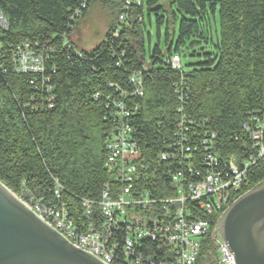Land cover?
I'll return each instance as SVG.
<instances>
[{"label":"trees","instance_id":"trees-1","mask_svg":"<svg viewBox=\"0 0 264 264\" xmlns=\"http://www.w3.org/2000/svg\"><path fill=\"white\" fill-rule=\"evenodd\" d=\"M96 1L0 0L1 182L24 197L26 190L46 193L58 179L71 195L98 199L111 179L105 140L122 122L152 164L181 118L208 136L222 161L252 152L243 124L250 113L264 114V0H141L130 7L127 0H100L117 17L125 11L128 24L114 21L100 44L77 49L71 36ZM152 15L159 41L165 27L164 49L159 42L146 48L145 17L151 22ZM24 43L52 47L44 74L13 68L12 52ZM175 55L181 70L171 65ZM133 72L142 75V95L135 94ZM262 181L258 163L238 196ZM206 243L197 264L212 258Z\"/></svg>","mask_w":264,"mask_h":264},{"label":"built area","instance_id":"built-area-1","mask_svg":"<svg viewBox=\"0 0 264 264\" xmlns=\"http://www.w3.org/2000/svg\"><path fill=\"white\" fill-rule=\"evenodd\" d=\"M132 3L140 5L141 0H127L126 7ZM119 21L128 24L125 11ZM5 24L0 12V27ZM47 51L31 43L18 45L11 56L13 68L44 74ZM170 61L181 70L178 55ZM130 79L135 94L142 95L141 73L133 72ZM113 103L124 108L122 100ZM243 131L252 152L241 160L231 154L222 161L209 150L208 136L181 118L168 148L152 164L146 162L132 126L122 122L105 140L104 166L111 179L104 183L98 199L71 195L58 179L46 193L26 190L21 198L72 244L106 264H197L207 239L213 251L204 264H234L230 249L214 231L223 211L248 186L250 170L264 163V114L250 113ZM211 135L213 141L216 134ZM192 137L195 142L189 140Z\"/></svg>","mask_w":264,"mask_h":264},{"label":"water","instance_id":"water-1","mask_svg":"<svg viewBox=\"0 0 264 264\" xmlns=\"http://www.w3.org/2000/svg\"><path fill=\"white\" fill-rule=\"evenodd\" d=\"M234 264H264V181L221 214L215 233ZM0 264H106L47 224L0 181Z\"/></svg>","mask_w":264,"mask_h":264},{"label":"rangeland","instance_id":"rangeland-1","mask_svg":"<svg viewBox=\"0 0 264 264\" xmlns=\"http://www.w3.org/2000/svg\"><path fill=\"white\" fill-rule=\"evenodd\" d=\"M122 12H120L119 17H117V14H111L110 10L103 6L100 0L96 1L91 6L87 16L77 23L73 31L71 40L74 42L76 48L80 50H91L93 47L100 44L102 40L105 39L110 25L113 24L114 21H117V23L119 22L120 15ZM145 20L146 27L151 33L150 42L148 40L146 41V48L148 49L149 46L153 47L159 42L160 46L164 49L165 27L162 28V36L159 41L156 33L155 16L152 15L151 22L147 16L145 17ZM170 25L171 27H173L172 19L170 20ZM191 42L192 41H188L187 45H189ZM185 49L186 47H183V50ZM146 60L148 62L150 61L148 54L146 55ZM190 60L196 61V59L189 58V60H187L186 58H184L183 62L186 63ZM204 246L205 248H207L209 246V243H206Z\"/></svg>","mask_w":264,"mask_h":264},{"label":"flooded vegetation","instance_id":"flooded-vegetation-1","mask_svg":"<svg viewBox=\"0 0 264 264\" xmlns=\"http://www.w3.org/2000/svg\"><path fill=\"white\" fill-rule=\"evenodd\" d=\"M216 234L221 237V235L218 232Z\"/></svg>","mask_w":264,"mask_h":264}]
</instances>
